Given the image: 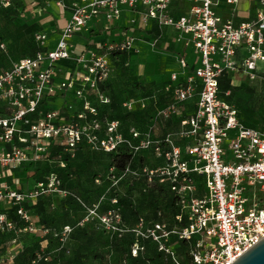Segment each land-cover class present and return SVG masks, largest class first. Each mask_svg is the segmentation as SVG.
<instances>
[{
    "label": "built area",
    "instance_id": "1",
    "mask_svg": "<svg viewBox=\"0 0 264 264\" xmlns=\"http://www.w3.org/2000/svg\"><path fill=\"white\" fill-rule=\"evenodd\" d=\"M14 1L0 0V6L9 7ZM240 2L189 0L187 11L174 16L172 0H57V5L71 14L56 45L48 46V34L39 32L36 41L40 50L14 61L0 73V180L4 179L0 181V203L18 206L23 222L19 227L1 212L0 231L48 233L36 224L24 204L42 194L67 196L69 191L62 187L61 179L52 173L46 182L23 189L18 181L9 183L5 177L27 163L45 160L54 143L72 157L84 143L96 151L113 152L125 146L133 154L150 155L153 166L127 168L115 184L132 174L145 176L149 185L171 186L181 211L177 219L182 222L185 218L186 224L169 229L166 223H155L144 231L141 219L135 232L157 241L160 250L173 256L176 264L181 262L168 244L173 236L196 239L193 264H232L261 241L264 127L247 125L220 89L225 74L231 77L232 85L239 77L245 83L264 86V0H251L254 14L247 17L239 15ZM226 6L231 7L229 17L219 12ZM125 7L140 9L143 23L154 20L160 27L174 29L177 40L193 48L199 57V63L191 68L186 57L179 55L180 71L171 73L165 86L148 97L124 103L129 110L144 109L149 101L157 104L159 94L168 95L169 101L157 106L153 121L143 129L132 125L125 130L119 120L103 122L93 104V99L110 102L99 86L114 72L111 55L129 54L135 37L128 35L83 51H76L73 44L74 36L90 21L105 18L113 23L121 19ZM34 10L43 13L47 8L35 6ZM151 44L156 47L158 39ZM1 48L5 50L3 43ZM228 95L230 91L225 92ZM59 99L61 108H43ZM192 100H196L195 109L183 115L185 104ZM174 116L181 117L178 127L158 135L159 123ZM65 165L61 161V166ZM98 207L97 203L87 207L88 215L81 224L96 217L108 229L122 230L117 209L101 216ZM71 231V226H64L61 240L66 241ZM207 238H215L214 243H208ZM12 244L16 252L17 238ZM138 247L136 244L134 255ZM42 258L38 256L32 264H39Z\"/></svg>",
    "mask_w": 264,
    "mask_h": 264
},
{
    "label": "trees",
    "instance_id": "2",
    "mask_svg": "<svg viewBox=\"0 0 264 264\" xmlns=\"http://www.w3.org/2000/svg\"><path fill=\"white\" fill-rule=\"evenodd\" d=\"M39 2L45 4L46 0H39ZM22 4V0H15L11 6H0V9L4 12L14 14L20 10ZM35 26L36 25L33 24L31 28ZM40 48L38 44L35 50L27 56L35 55ZM122 57L125 58L126 55ZM122 57L117 54L111 55L114 66L122 61L120 60ZM113 74L105 83H101L99 86L100 90L110 98V102L99 103L93 99V104L99 110V118L103 122L108 120H119L125 130L132 125L143 129L148 123L153 121L157 106H160L162 104L160 102L167 98L168 95L165 96V94H163V99H159L157 104H155L154 101H149L147 107L144 109L136 107L129 110L125 107L127 111L123 116L121 109L124 103L121 105L116 92L111 87ZM220 89L222 95L229 102L234 104L240 113L239 107L233 103L235 94L240 90L249 92L250 99L257 97L259 101H262L261 107L264 108V86L259 87L258 85L246 83L236 87L231 84V77L225 74L220 80ZM227 91H230V95L225 96V92ZM150 94L151 91L149 95ZM55 102L56 101L46 104L43 108L46 110L54 109L56 105ZM1 108L0 106V112L2 111ZM258 109H261L260 113L257 111ZM251 111L254 113L257 111L258 117L264 115V109L258 106H252ZM136 114H140L145 117V119L142 122L136 123L125 121L127 116L129 117ZM174 118L170 119V121ZM159 125H162V123H159ZM167 128L170 129L169 126ZM85 152H103L109 155L111 166L116 170L118 177L123 175L127 168L138 169L146 165L142 160L143 153L145 152L133 154L125 146H121L113 152H105L101 150H92L88 145L83 143L78 147L75 156L72 157L60 144L54 143L51 145L48 157L39 163L55 162L57 169L48 173H40L38 169L30 171L29 168L39 163H27L18 170L24 169L30 171V176L37 178L36 184L46 182L47 178L54 173L61 179L62 187L67 189L69 194L67 196H60L55 193L42 194L38 196L35 201H27L24 204L26 209L31 213L36 224L49 231L43 236L23 231L18 233L15 231H0V264H32L40 255H42L43 258L39 260V264H88L92 260L100 261L105 264H112V262L115 264H176L173 256L160 250V245L157 241L151 237L137 236L135 232L141 219L144 221V231L155 223H166L169 229L175 227L180 228L186 224L185 218H183L182 222L177 219L181 211L177 205L176 195L168 183H153L149 185L145 176L135 177L132 174H127L119 183L127 182L129 184L130 190L128 194L120 195L118 193H112L108 198L107 195L110 190L104 189L96 199L100 205H104V203L107 204L105 206L106 213L112 209H117L120 212L122 217V230L116 231L102 227V230L99 231L101 227L99 218L96 217L89 218V220L81 224L88 215L87 207L91 205H87L86 199L79 189L78 173L72 168V162ZM61 161L66 162L65 167L61 166ZM97 180H99V177L96 178V181ZM101 180L102 183H104L105 180ZM102 183L98 182V185L103 187L104 185ZM148 196L150 197L147 199ZM114 199H117V203H112ZM107 200L109 201L108 203H106ZM75 206L83 208L86 212V216L79 222L73 220ZM17 209L18 206L0 203V213H6L10 220L16 221L19 227H23V222L17 213ZM51 211H59L63 216V220L61 221L56 216L51 218V216H49ZM66 225L71 226L72 231L67 237V241H62L61 234ZM14 238H17L18 242L16 252L12 251V240ZM195 242L196 239L189 241L173 236L168 244L174 249L181 264H193L192 251L195 248ZM136 244H138L139 247L137 249V254L134 255L133 249ZM106 247L108 251H102V248ZM45 257L48 258L47 261L44 260Z\"/></svg>",
    "mask_w": 264,
    "mask_h": 264
},
{
    "label": "rangeland",
    "instance_id": "3",
    "mask_svg": "<svg viewBox=\"0 0 264 264\" xmlns=\"http://www.w3.org/2000/svg\"><path fill=\"white\" fill-rule=\"evenodd\" d=\"M48 13L45 12L39 16L32 11V8H28L24 3L20 6V10L14 14L4 12L0 9V73L9 67L14 61L30 55L35 50L38 46L36 41V35L38 32H46L49 33L50 36L53 35L55 24L50 22L51 20ZM128 18V15L125 16L127 22H124L128 23ZM33 24L36 26L31 28ZM111 24L112 23H105L103 29L104 32L89 36L92 45L112 42L123 36L121 32L115 33L112 29L113 27L110 26ZM59 26H65L64 21H60ZM128 29L130 30L129 33L135 32L133 26H130ZM54 34H57V32L55 31ZM136 36L137 39L134 44L135 51L132 52L130 57H122L120 59L122 61L116 65L111 79V87L116 92L121 105L131 99L139 100L147 96L154 88L161 87L167 81L170 69L174 62L170 53L165 52L159 47H154L150 43L151 34H148L145 31H138ZM78 40L80 43L86 44L85 36L80 35ZM2 43L5 45V50L1 48ZM55 103V107H60V99ZM233 103L239 107L241 116L246 121L247 125L255 127L260 126L259 118L256 113L251 111V107L258 106L259 108H262V101H259L257 97L250 99L249 92L240 90L235 94ZM192 108L193 103H189L185 105L183 111L189 112ZM126 111V108L122 106L121 112L123 116ZM144 119L145 117L136 114L129 117L127 116L125 121L136 123L142 122ZM168 126L170 130L176 129L178 127V118H174ZM142 160L146 165H154L148 153H143ZM29 168L30 171L38 169L40 173H48L57 169V166L55 162H43L34 164ZM72 168L78 173L79 189L84 195L87 205L97 203L99 205V214L101 216L106 215L105 206L107 204L104 203V205H100L96 199L104 189L110 190L107 195L108 198L112 193H118L120 195H126L129 193L130 186L127 182L115 184V181L118 178L117 172L111 166L109 155L103 152H85L72 162ZM30 171L17 169L13 171L11 176H6L5 179L10 183L16 180L21 185L33 188L36 186L37 178L30 176ZM98 177L99 183H102L101 179L105 180L104 183H102L104 185L103 187L98 185V182L96 181V178ZM13 186L15 187L16 185ZM149 197L150 196H148L147 199ZM108 202L109 201L107 200L106 203ZM49 216H51V218L56 216L61 221L63 220V216L59 211H51ZM85 216L86 212L84 209L75 206L73 220L79 222ZM99 224L101 227L99 231L102 230V227L108 229L100 219ZM206 240L208 243H214L215 238H207ZM172 250L174 251L173 248ZM102 251L107 252L108 248H102ZM88 264L105 263L92 260ZM112 264L115 263L112 262Z\"/></svg>",
    "mask_w": 264,
    "mask_h": 264
},
{
    "label": "crops",
    "instance_id": "4",
    "mask_svg": "<svg viewBox=\"0 0 264 264\" xmlns=\"http://www.w3.org/2000/svg\"><path fill=\"white\" fill-rule=\"evenodd\" d=\"M22 1L24 4L27 5L28 8L29 7L32 8V11L39 16H41L45 12L48 13V11H49L48 14L50 16V20H51L50 22L55 24L54 28H55V31L57 32V34H54L55 31H54L53 35H51V36L49 33H47L49 36L48 46H50V47L55 46L57 43V40L59 38L60 31L64 27V26H59V22L64 21V23L66 25V23L70 17V14H71L70 10H64L61 7H59L57 5V0H46L45 4H41L39 2V0H22ZM33 2H35V4ZM35 6L45 7V8H47V10L44 11L43 13H38L37 11L34 10ZM188 8H189V0H172L171 11H172V14L174 16H179L180 14L186 12ZM238 9H239V15L241 17H247L248 15L254 14V3H252L251 0H241L240 4L238 6ZM230 10H231V7L226 6V7L221 8L219 12L224 17H229L230 16ZM127 15L129 17L128 23H126L127 20L125 19V16H127ZM133 19L136 20L135 23L132 22ZM239 19H241V18H239ZM124 21H126V22H124ZM105 23L109 24L112 22H108L105 18L90 21L89 25L86 29H83L82 31H80L79 33H77L74 36L73 44H74L75 50L76 51H83V50H87V49L96 47V45L91 44L89 36L93 35V34H98L100 32H104L103 29H104ZM110 26L113 27L112 29L115 33L121 32L123 34V36H121V38L116 39L114 41H121L124 38H126V36L133 35L135 37V43H136V39H137L136 33H138V31H145L146 33L152 35L150 43H152L155 39H158V45L156 47H159L160 49L164 50L165 52L170 53V55L172 56V59L174 61L173 66L170 69V73H169L167 81L161 87L165 86L170 81L171 73H173L174 71H180V66H179V63L177 61V57L179 55H183L186 57L191 68H193L194 66H196L199 63V57L195 53L194 49L190 48V47H186L184 45V42L178 41L177 40L178 35L174 29H172L170 27H160L154 20H150L148 23H143L141 20L140 9H138V8L131 9V8L125 7L123 9L121 19L113 22ZM130 26H133L135 28V32L129 33L130 30L128 28ZM80 35L86 37V44L80 43V41L78 40ZM134 51L135 50L133 49L129 54L126 55V57H130V55ZM113 66H114V61H113ZM114 67H116V66H114ZM114 70H115V68H114ZM179 78H180V80H183L184 75L180 74ZM242 80L243 79L237 77L233 86L239 87V86L246 84ZM258 86L261 87L263 85H258ZM161 87H158V88H161ZM155 89H157V88H154L151 91V93H153ZM148 96H149V94H148ZM148 96H146V97H148ZM162 97H163V94H159L158 95V101ZM168 101H169V98L167 97L164 100H162L160 103H162L161 105H164ZM189 103H193V108L189 112H183V115L189 114V113L193 112V110L195 109L196 100L189 101L186 104H189ZM262 109H264V108L262 107ZM260 110L261 109H258L257 111L260 113ZM257 111L255 112L256 115H257ZM240 116H241V113H240ZM174 117L178 118V124H179V120L181 117L180 116H174ZM241 118L243 119L242 116H241ZM258 118H259V122H260V126L258 128H263L264 127V115L262 117H258ZM169 122H171V121L170 120L163 121L162 125H159L158 135H163V134H165L166 131H168L167 125L169 124ZM245 123H246V121H245ZM0 181L4 182V179H1ZM15 181L16 180H14V182ZM14 182H12V183H14ZM20 186L23 189H31V187L28 188V187L21 185V184H20Z\"/></svg>",
    "mask_w": 264,
    "mask_h": 264
},
{
    "label": "water",
    "instance_id": "5",
    "mask_svg": "<svg viewBox=\"0 0 264 264\" xmlns=\"http://www.w3.org/2000/svg\"><path fill=\"white\" fill-rule=\"evenodd\" d=\"M232 264H264V238Z\"/></svg>",
    "mask_w": 264,
    "mask_h": 264
}]
</instances>
